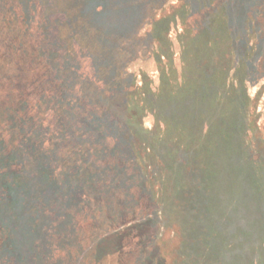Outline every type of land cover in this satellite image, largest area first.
Returning a JSON list of instances; mask_svg holds the SVG:
<instances>
[{
  "label": "trees",
  "instance_id": "16d2710c",
  "mask_svg": "<svg viewBox=\"0 0 264 264\" xmlns=\"http://www.w3.org/2000/svg\"><path fill=\"white\" fill-rule=\"evenodd\" d=\"M152 7L0 0V264H264V0ZM150 56L159 79L137 80L131 66ZM250 78L252 104L228 112L244 118L240 141L222 100H251ZM212 117L219 161L242 142L224 209L205 147L182 136ZM194 161L208 206L184 221L167 202Z\"/></svg>",
  "mask_w": 264,
  "mask_h": 264
},
{
  "label": "rangeland",
  "instance_id": "374dc122",
  "mask_svg": "<svg viewBox=\"0 0 264 264\" xmlns=\"http://www.w3.org/2000/svg\"><path fill=\"white\" fill-rule=\"evenodd\" d=\"M161 1H164V0H142V6H147V5L153 6L150 9V12H152L153 10L159 9V3ZM77 14L81 15V14H79V11ZM110 23H111V19L108 20L107 26ZM92 34H93V32H92ZM172 40H174V42L176 44V41H177L176 38L172 37ZM231 66H232V70H231L232 72L237 70V68H236L237 66L235 63L231 62L230 67H228V68H231ZM131 69H132L131 71L132 72L134 71L135 74L138 76L137 80H140V79L142 80V78H144L147 75H150L154 81L159 79V74L157 71V63H156V60L152 58V56L147 57L146 60L135 62L131 66ZM231 75L232 74H230V76ZM231 78H232V80H231ZM231 78H230V80H231L230 83L234 82L233 86H236L238 83H240L239 76L235 75L233 77L231 76ZM250 80H251V83H249V85H250L249 89H252V92H251V90H249L251 95H252L251 100H250V98L248 99V97H247V99H246L243 96L244 95V89L242 90L243 92H236V91L232 92V95L229 96V97L232 96L231 106H229V103H228V101L231 102L230 100H227V99L222 100L224 102V103H222V105L224 106L223 107L224 113L227 115L226 118L231 117V119L234 120V125L237 127V130H236L237 133H235V134L237 136V139L238 140L240 139V141H241L242 135L245 131V126L243 124L244 118L239 114L233 119V116H232L233 114L228 115V112H230V110L232 108H233L232 111L237 109V107L242 102L246 103V102L250 101V103L252 104V102H253L252 97H253V94H254L256 88H255V84H254V79L250 78ZM180 82L181 81L178 80V83H179V87H178L175 83L174 78L169 77L165 81V84L167 85V87L170 90H176L177 87L182 89V84H180ZM155 84H159V82H157ZM155 87H157V85H155ZM229 107H230V109H229ZM245 118H247V120H246L247 127H250L249 123L251 121V114L248 112V115H247V117L245 116ZM146 120L148 122L150 121V119H146ZM202 121H203V124H202L201 129L195 128V129L187 130L185 132L186 135H182V136H183V140H185L187 143H189V145H191V147H193V148L195 147V149H196V147H198L196 145V143H199L198 140L201 142V145H203L205 147L206 154H207V156H206L207 161L212 162L214 164V167H215L214 173L217 175L216 180H217V182H222V184H223L221 186V189L223 190L222 193L225 197L221 196V193H220L219 198H217V200H216V205L219 206L221 209H224V208H226V204L231 203L233 201V198H234L233 193L230 192L229 190H227L224 186V185H227L229 183L231 185V187H233L234 178H235V175L233 173V168H232V170L228 166L226 168L227 162L229 161L227 159H229L230 157H231V159L236 158L237 161H238V159H240L238 154H237V150H238L237 146H240L242 144V142L235 140V143L231 144L232 145L230 148L231 150L226 152L227 155L226 154L223 155L221 152H219L222 156L221 157L222 161H219L217 150H215L214 148L210 149V147H209L210 141H208V137H207V129H208L210 123L211 124L213 123V117L209 120H207L206 118L202 119ZM254 142L258 143V144L261 143L260 137L258 139H256V141H254ZM183 151H185V150H183ZM229 152L231 153V156H230ZM201 153H203L202 150H201ZM262 155H264V151H263ZM186 158H187V161H189L187 154H186ZM189 158H190V160H196V159H193V157H191L190 155H189ZM185 160L186 159L180 160V163H179V165L181 164L183 166V168L184 167L187 168V166H188V163H186ZM219 162H221L220 165L216 166L219 164ZM193 163H194V165L190 168L191 171L188 173V175L189 174L190 175H189L188 179L185 180L187 183H185L184 184L185 187L182 188V193L180 192V195H178V196L174 195V193H173L174 197L169 198L171 200L169 202H167L168 205L171 206L173 209L170 212V214L171 215L174 214L176 218L182 219L184 221H186V220L189 221L193 217H194L193 219H195V217L199 214L204 215V213L207 211V210H205L206 209L205 207L208 206L207 205V200H208L207 194L202 192L199 189V185L201 186V184L198 180V175H196V173H199L198 172L199 167L195 161ZM182 173H183V171H182ZM184 175H185V173H184ZM87 193L91 194L89 191H87ZM105 196L108 197L109 195L106 194ZM92 197H94V196H92ZM103 199H104V197H103ZM176 207H177V209H176ZM162 208H164V206H162ZM169 209H170V207H169ZM162 211L165 212L164 209H162ZM175 235H176V237H175ZM181 236L182 235L179 233L178 237H177V234L175 233V231L172 232L171 230L167 231L164 234V237L167 238V240L170 241L173 239L174 246L180 244V239H181V241L183 239V237H181ZM224 257H226L227 259H228V257L232 258L231 254H230V256L225 255ZM232 262H233V260H230V263H232ZM236 264H239V263L237 262Z\"/></svg>",
  "mask_w": 264,
  "mask_h": 264
}]
</instances>
